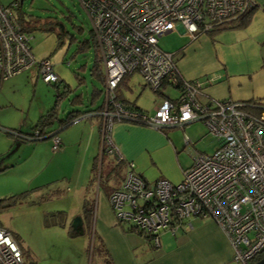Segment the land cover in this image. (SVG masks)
I'll return each instance as SVG.
<instances>
[{
	"label": "built area",
	"instance_id": "obj_1",
	"mask_svg": "<svg viewBox=\"0 0 264 264\" xmlns=\"http://www.w3.org/2000/svg\"><path fill=\"white\" fill-rule=\"evenodd\" d=\"M77 1L89 19L104 75L100 152L123 162L111 135L119 121L162 130L200 120L219 140L212 152L197 155L176 183L164 177L148 181L134 171L132 162H125L119 186L107 196L115 223L133 228L158 247L162 231L191 228L193 217L210 218L228 238L232 259L250 264L264 254V103L201 101V83L179 73L174 53L162 49L157 38L177 27L194 38L254 7L255 0ZM30 38L10 7L0 2V80L32 66L45 82L57 80L48 58H35ZM133 72L151 90L163 84L180 87L178 98L162 99L151 114L123 107L113 89L124 74ZM8 130L28 140L45 136L38 130L26 136ZM50 137L51 148H58L60 138L55 133ZM184 142H189L186 135ZM0 264H23L17 240L1 225Z\"/></svg>",
	"mask_w": 264,
	"mask_h": 264
},
{
	"label": "rangeland",
	"instance_id": "obj_2",
	"mask_svg": "<svg viewBox=\"0 0 264 264\" xmlns=\"http://www.w3.org/2000/svg\"><path fill=\"white\" fill-rule=\"evenodd\" d=\"M14 1L17 4L14 5ZM0 2L10 7L16 21L31 37L29 45L35 58H48L54 72L62 80L56 88L53 82L47 83L42 79L35 66L1 79L0 125L4 128L21 127L24 130L30 129L27 132L32 131L31 126L37 122L39 115L46 113L55 103L57 90L62 91L63 84H68L71 91L65 93L57 102L59 117H64L70 110H94L98 107L102 102V94L96 97L94 102L91 101L92 89L102 88L100 81L90 73L94 48L91 45L82 50L78 49V44L91 36L89 19L78 1L21 0L19 5V0ZM61 25L64 32L59 35L58 28ZM189 39L188 34L176 30L157 38L158 45L168 51L176 44L179 46ZM129 87L126 94L138 96L140 101L149 102L152 98H162L143 86L137 72L131 74ZM162 91L172 98L178 93V90L170 85H166ZM76 95H80V98L70 104V100ZM92 120L82 118L80 122L75 121L57 133L58 136L64 132L72 140L64 150H61L63 145L56 149L51 148L52 137L32 141L10 136L0 129V197L23 190L32 191L24 202L0 210V223L17 236L22 246H25L29 258L33 257L36 262L37 258L42 260L40 264H73L80 260L82 253L85 264H94L96 258L100 259V264H111L101 245L97 246L96 236L91 234L92 220L89 224H84L83 234L70 238L74 244L67 240L69 232L66 234L72 218L77 216L82 194H86L90 206L93 207L97 194L101 191L109 192L123 178L122 167L117 166L115 169L113 157L104 153L102 167H97V173L101 170V178L96 174V178L88 184L92 159L97 153L100 156L97 151V131ZM83 121L86 126L80 135ZM91 123L94 140L88 145L87 130ZM187 126L191 127L186 129ZM185 131L192 140V143L186 146L183 145ZM168 132H177V143L180 145L177 149L178 156L180 161L188 165L194 152L210 150L219 141L208 133L200 120L188 123L183 128H169ZM54 188H62L65 192L59 197L37 201L39 194ZM57 211H68L69 217L71 216L64 228L50 224L49 213ZM62 238L66 241H61ZM149 241L147 245L149 249H153V244ZM82 243L83 252L79 253ZM45 254L51 255V258L43 259ZM69 255L70 261H67L66 257ZM29 258L24 259L23 256V264H28ZM229 264L241 263L232 259Z\"/></svg>",
	"mask_w": 264,
	"mask_h": 264
},
{
	"label": "crops",
	"instance_id": "obj_3",
	"mask_svg": "<svg viewBox=\"0 0 264 264\" xmlns=\"http://www.w3.org/2000/svg\"><path fill=\"white\" fill-rule=\"evenodd\" d=\"M255 2L256 7L252 11L247 26L223 30L215 34L200 33L194 38L190 37L189 41H184L179 46L176 44L172 50H169V52L174 53L177 59V67L181 75L186 79H195L201 83V101L231 99L264 103V0H255ZM174 30L184 33L179 27ZM126 93L127 91H125L127 98L135 100L140 110L148 114L154 112V109L163 98L160 96L162 98L159 100L152 98L151 101L146 102L148 100L140 101V97L129 96ZM88 116L89 114H85L76 118L73 122L78 123L82 118H89V120L94 118L92 121L95 123L97 131V151L99 152L101 118L99 116ZM81 124L80 135L86 126L84 121ZM34 125L31 126V129L34 128ZM190 127L187 126L186 129ZM19 128L21 132L17 131L24 134V136L33 132V130L27 132L30 129ZM54 128H56V123H52L47 127L49 131ZM64 128H57V133ZM169 128L172 127H168L163 131L126 121L116 122L113 125L111 135L123 157V162L120 165L122 171L124 172L126 169L125 162H132L134 171L148 181L164 177L176 183L181 180L182 171L193 163L197 155L210 153L217 146L207 151L194 152L192 161L188 165L180 161L181 158L178 156L177 150L180 146L177 143V132L167 133ZM0 129L10 136L13 134L7 129L15 130L13 127L4 128L1 125ZM87 131L86 139L89 145L94 140L92 123ZM44 135H49L47 138L50 137V134ZM185 135L189 139L188 143L184 142ZM58 137L60 138V145H63L61 150H64V147L72 141L69 139V135L64 132H61ZM20 138L25 139L23 136ZM191 141L186 131L183 132V145L186 146L192 143ZM118 186L119 184L114 187ZM108 194L109 192L105 191L97 194V201L93 207L90 206L86 194H82L77 210V215L82 219V228L78 234L68 235L67 240L70 244H74L70 239L71 237L84 232V224L87 221L83 219L85 216L83 203L87 201L91 210L90 221L92 220L93 224L91 234L93 233V236H96L97 246L101 245L111 264H229L232 260V249L228 238L210 218L193 217V220L192 218L190 220L192 223L191 228H181L174 233L167 230L162 231L160 245L149 249V240L146 237L125 224L117 225L115 223L112 209L108 203ZM70 219L71 216L69 217L68 211L66 213L64 211L63 220L60 222L62 224L55 221H51L50 224L64 228ZM0 225L3 226L1 223ZM67 232H69V229L66 230V234ZM13 236L25 252V246H22L15 234ZM61 241L66 240L62 238ZM83 248L84 244L82 243L79 253L80 251L83 252ZM27 249L29 248L27 247ZM81 256L80 260L73 264H85L83 253ZM49 258H51L49 254L43 256L45 260ZM69 258L70 255L66 257V260L68 261ZM41 262L42 260L37 258L36 264ZM94 264H100V259L96 258Z\"/></svg>",
	"mask_w": 264,
	"mask_h": 264
},
{
	"label": "trees",
	"instance_id": "obj_4",
	"mask_svg": "<svg viewBox=\"0 0 264 264\" xmlns=\"http://www.w3.org/2000/svg\"><path fill=\"white\" fill-rule=\"evenodd\" d=\"M20 3H21V1L19 0L18 5ZM255 7H256V5H254V7L250 8V9H248V10H246V11H244V12H242L236 16L230 17L228 19H224L222 21H219V22L213 24L211 26V28L208 29L207 31H205L204 33L215 34L217 32L223 31V30L238 29V28H243V27L247 26L248 23L250 22L252 11L255 9ZM17 23H18V21H17ZM21 29L24 31L22 26H21ZM58 29H59V35L63 34L64 31L62 29V25ZM90 34H91L90 39H84L83 41H81L78 44V47H79L78 49L82 50L84 47L91 46V45L94 48V50H93L94 56H93L92 64L90 66V73L93 76H95L97 80L100 81L102 88L94 87L92 89L91 101L94 102L95 98L102 94V102L94 110H92V109H87L84 111L70 110L66 113V115L64 117L59 118L57 115L58 112H57V108H56L57 102L59 99H61L64 96L65 93L71 91V88L68 84H63L62 91L59 92L57 90L55 103L53 104V106H51L46 111V113H43L38 117V120L35 123L33 130H38L42 134H50V133L57 134V128L67 127L73 123L72 122L73 120H75L78 117L84 116L85 114H89L90 117L91 116H99L101 118L100 110L102 109L103 103H104L103 102L104 75H103L101 58H100V55L98 53L97 45H96V42L94 40V37H93L91 31H90ZM133 73L124 74L121 77V79L117 83L116 87L113 89L114 99L116 101H118L119 104H122V106L125 108L134 109V110L138 108V110H140V108L136 105L135 100H131L125 96V91L130 89L129 79H130L131 74H133ZM179 73H180V71H179ZM56 75H57V80L51 81V82H53L54 86L57 88V86L59 85V83L62 82V80L60 79V77L57 73H56ZM194 80L195 79H191L190 81H194ZM142 83H143V86H146V84H144L143 80H142ZM165 86H166V84H163L160 88L152 90V91L158 95H161L163 97L162 99H164V97H165L168 99L176 100L180 94V91H181L180 87H175L178 90V95L176 97L172 98L162 91ZM78 97L80 98V95L79 96L76 95L72 100H70V104H73L75 101H77ZM52 123H56V128L49 131L47 129V127ZM100 127H101V124L99 125V130H100ZM15 130H19V129L15 128ZM162 130L164 131V129H162ZM19 131L21 132V130H19ZM99 152H100V148H99ZM103 154H104V152L101 153L100 156L98 153L94 155V157L92 159V164L90 167V179L88 180V182H89L88 184H90L93 181V179L96 178V174H97V176L99 175L98 176L99 178H101V170L99 171V173H97V169L102 167ZM99 164H100V166H99ZM118 165L120 166L121 162L115 163L114 168L116 169ZM45 186H47V185H45ZM36 190H37V188H36ZM31 192H32L31 190H23L21 192H18V193L12 194V195L0 197V210L24 202L28 198V195L31 194ZM64 192H65V190L62 188H54V189H51V190H48L46 192L39 194V196H37V201L41 202V201H44L47 199H51L53 197H59L60 195H63ZM83 209H84V213H85V216L83 217V219L85 221H87V223L89 224L90 219H91L90 218V211L91 210L88 207L87 201H84ZM63 215H64V211H57V212L49 213V216L51 219L50 223H52L51 221H55L58 224H62L60 222L63 220ZM79 232L80 231L73 229L71 227V225L69 226V234L74 235V234H78ZM136 232H138V231H136ZM21 251H22V254L24 256V259L29 258V254L26 251L24 252L22 249H21ZM262 257H264V254L257 255L256 257H254L252 259L250 264H255V262H257ZM28 264H36V260L33 257H30Z\"/></svg>",
	"mask_w": 264,
	"mask_h": 264
},
{
	"label": "water",
	"instance_id": "obj_5",
	"mask_svg": "<svg viewBox=\"0 0 264 264\" xmlns=\"http://www.w3.org/2000/svg\"><path fill=\"white\" fill-rule=\"evenodd\" d=\"M21 1V0H20ZM73 122V121H72ZM49 135L44 136L42 138H47ZM70 225L73 229L80 231L82 228V219L80 216H75L72 218ZM255 264H264V257L260 258Z\"/></svg>",
	"mask_w": 264,
	"mask_h": 264
},
{
	"label": "clouds",
	"instance_id": "obj_6",
	"mask_svg": "<svg viewBox=\"0 0 264 264\" xmlns=\"http://www.w3.org/2000/svg\"><path fill=\"white\" fill-rule=\"evenodd\" d=\"M100 153V155H101V153H103V152H99ZM99 166H100V164H99Z\"/></svg>",
	"mask_w": 264,
	"mask_h": 264
}]
</instances>
